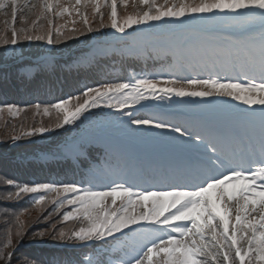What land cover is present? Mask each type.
<instances>
[{
	"label": "snow or ice",
	"instance_id": "snow-or-ice-1",
	"mask_svg": "<svg viewBox=\"0 0 264 264\" xmlns=\"http://www.w3.org/2000/svg\"><path fill=\"white\" fill-rule=\"evenodd\" d=\"M103 6L110 7L107 22L101 0H0L4 46L19 41L60 45L104 28L124 36L133 26L154 29L161 22L184 30L179 37L169 36L166 46L153 49L166 62L161 73H142L87 87L55 103H37L28 110L54 119L11 139L74 125L90 109L103 106L121 113L126 126L175 133L168 138L174 152L167 166L149 169L148 174L129 167L127 158L118 155L116 165H108L117 178L102 190L92 183V172L80 182L0 180L16 189L0 193V200L20 201L32 194L35 221L50 225L29 233L20 219L23 213L15 214V246L25 237L34 243L47 237L72 245L107 246L95 260L84 257L87 264H264V0H138L136 10L123 16H118L117 0ZM65 14H75L71 27H66L68 21L58 22ZM173 96L219 98L224 107L209 105L214 114L197 125L172 122L163 113L145 118L123 111L143 107L148 100L170 102ZM5 108L8 113L25 111L14 104ZM135 181L155 183L136 190ZM49 204L52 211L45 215ZM66 207L71 210L53 223L54 214ZM13 246L9 236L5 247ZM14 255L0 250V261L11 264Z\"/></svg>",
	"mask_w": 264,
	"mask_h": 264
},
{
	"label": "rangeland",
	"instance_id": "rangeland-1",
	"mask_svg": "<svg viewBox=\"0 0 264 264\" xmlns=\"http://www.w3.org/2000/svg\"><path fill=\"white\" fill-rule=\"evenodd\" d=\"M160 2H162V0ZM11 127H13V126L9 125L8 130H10ZM3 131H5V116H1V118H0V133H2ZM108 202L110 203V198H109Z\"/></svg>",
	"mask_w": 264,
	"mask_h": 264
},
{
	"label": "trees",
	"instance_id": "trees-1",
	"mask_svg": "<svg viewBox=\"0 0 264 264\" xmlns=\"http://www.w3.org/2000/svg\"><path fill=\"white\" fill-rule=\"evenodd\" d=\"M9 116H6L5 117V124H8L9 123V121H10V117H11V115L10 114H8ZM16 123H18V121H16ZM5 131H3L2 133H0V134H3ZM18 228V225H16V229ZM0 264H4V261H0Z\"/></svg>",
	"mask_w": 264,
	"mask_h": 264
}]
</instances>
